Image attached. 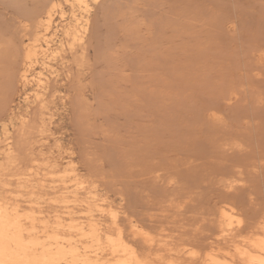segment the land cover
I'll return each instance as SVG.
<instances>
[{"label": "bare ground", "instance_id": "bare-ground-1", "mask_svg": "<svg viewBox=\"0 0 264 264\" xmlns=\"http://www.w3.org/2000/svg\"><path fill=\"white\" fill-rule=\"evenodd\" d=\"M107 1H110L109 7L119 4L116 0H0V264H264V140L260 142L258 139V142L255 141L251 145L245 144V147H243L244 145L240 139V141L238 140L239 143H227L228 139L225 140V143H222L224 140L220 139L221 142L217 141L218 146L215 145L217 147L212 145V148L214 147L213 150L215 148H225L226 152L231 151V153L229 152L231 154H229L230 158L236 155H240L243 158L241 160L237 159L238 161L235 160L237 162L233 161L231 165L223 159V163L219 161L218 166L220 169L217 168L216 171H210L211 173L205 172V166L208 165L196 163L198 156L196 158L183 156L184 158L173 164V160L168 154H154L153 158V155H150L151 157L140 156V158L138 157L139 159L129 157L128 160L125 159L127 155L125 156L124 154L123 160H120L124 168H118L119 170L114 168V170L109 171L108 169L97 168V162H94L95 157L93 156L96 152H92L93 155L89 153L93 156V159H89L91 156L86 153L85 149L80 150L81 148L79 147L78 153L81 152L79 153L81 155L79 156L80 161H77L74 156L77 153L73 151L72 153L68 150L71 154L65 156V151L61 145L58 143L53 145L54 142L51 143V135L53 136L55 133H53L52 119L54 112H52L51 104L56 103L59 99L65 104L68 96L64 92L65 90L62 91L60 89L52 92L53 88L51 89V87L54 86L55 76L52 82L51 79H48V76V78L45 77V74L40 71L41 69L39 70L37 87H35L39 88V90L36 92L37 89H34L35 95H32L34 100L37 101L33 104L35 105L34 108H37V110L35 109L36 111L32 110L31 96L28 93L24 96L28 105H26L27 108L23 112H18L13 107L14 101L12 102V97L14 92L18 89L23 91L33 83L35 79L32 80L31 77L32 67L36 66V62L41 56H44L46 60V57H48L47 53L52 46H58V49L53 51V59L61 60V66L67 79L70 81L78 79L76 78L78 77L76 71H81V67L83 68L85 64L90 65L91 63L87 56V52L89 54L90 51L88 50L90 47L87 46V39L89 38V44H91L93 38H90L89 34L91 32L94 33L91 30L92 21H94L92 20L93 11H96L97 9L95 8H98L100 4L105 6L103 3H107ZM130 1L125 9L122 7L123 15L122 12H118L124 20L127 17L126 21L131 16V20L134 19L133 17L136 19V13L138 14V11L144 9L143 7L154 4L157 6L158 3L161 4V2L167 0ZM169 1L172 2V5L171 3L170 5L173 7L176 18L177 15L180 16V18L176 19L178 23L180 20L186 26L193 27L192 30L194 28L200 30L205 25L206 18L204 13L211 14L210 19L212 22L216 19L218 12L226 5L222 4L224 1L221 0H168L167 2ZM122 4L120 3L121 6ZM170 5L169 12L172 14ZM67 7H69L70 13H68ZM107 7L103 8L106 10V12H103V21L104 24L107 22L111 24V21L107 20V16L111 15L110 13L106 15L107 22L104 20V15L108 11L110 12ZM151 10L153 11V9ZM147 11H142V14H147ZM56 12L60 14L59 21L54 19ZM112 14L115 13L112 12ZM113 16L111 15V19ZM166 18L168 19L169 15ZM114 19L113 21L117 23ZM137 21H140V18ZM123 22L125 23V21ZM129 23L130 20L127 24ZM139 23H137V28L140 29L141 24L139 25ZM121 24L120 26H123ZM133 24L131 26L135 33L137 30ZM167 24L172 29L175 25L177 26L176 22L171 20ZM180 24L178 25L181 28ZM185 25L183 27L188 29V26L185 27ZM123 28L126 33L130 30L126 29V25ZM50 31H52L50 39L44 38L46 37L44 34ZM129 32L127 33L128 37L133 35L132 31L130 34ZM99 41L98 39V43ZM87 47L89 48L87 49ZM94 50L98 49L95 47ZM86 60L90 63H85ZM48 61L50 60L48 59ZM71 61L72 63H70ZM47 63L43 61L42 64H46V68H53V73L58 76L60 74L59 69L54 71V66H50ZM91 69H94L92 65ZM61 71L63 72L62 69ZM92 73V75L95 74L96 78L101 77L97 75L98 73L96 74V70L92 71ZM100 80L102 82L101 78ZM92 85L95 86L94 83ZM101 87L103 86L101 85ZM70 88L75 89V86ZM79 88L75 91L78 90L84 93ZM84 88L87 90L86 86ZM103 95L105 94H101L102 99L104 98ZM148 95L151 96L152 94ZM118 96H114L115 98L111 96L112 101H110L113 105L110 104L108 107L107 104V107L104 108L106 111L99 110L100 113L98 109L96 110V107H99L100 104L94 109H92L93 106L89 108L94 113L95 110L96 112L98 111L97 113H100V115L107 113L105 116L103 115L106 120L111 112L110 107L113 106L112 110H115L113 113L116 114L119 112L117 111L119 107L121 112L124 110L119 113L121 117L125 113L124 107L128 106L127 104H130V102L126 104L124 101L125 99L126 101L128 100L126 97L129 95L125 96L123 94L122 96H125V99L122 101L120 93V103L118 99L116 100ZM236 96L235 92L230 93L226 101L231 103V101L236 99ZM134 97H136V93L133 94L132 102ZM75 98L74 103L71 104L72 113L75 112H73V108L76 106L75 102L77 103ZM148 98L150 100V97ZM237 99L240 100V98ZM80 100L82 98L79 99V102ZM79 102L78 106L80 104L81 107L83 103L86 111L87 104L85 107V101ZM102 102L104 101H101L103 107L104 104ZM136 103H138V99L135 104L131 103L132 106H128L127 110L134 109L133 105H136ZM80 107H78V113H81L79 112ZM219 107V104H209L204 106L202 112L201 108H199V114L200 112V115L205 114L211 124L206 125V129H208L209 125L213 126L211 131L208 129L207 134L209 133V136L210 133L212 135L214 132L215 135H218L219 131L225 133L226 137L227 135H237L235 140L238 139V136L248 140L264 136V115L261 113V116H258L257 110L259 107L254 108L251 105L250 107L252 108H249L248 106V111L246 110L240 115L241 117L244 115L240 119L242 120V122L239 121L240 123L237 122L239 120V118L237 119L238 116L236 117L237 121L234 119L239 126L241 124L242 128H244L243 130L241 128L238 129L241 131H236L238 125L234 126L233 122L230 127L227 122L228 128L226 127L225 117L222 119L221 113H218ZM107 108L109 111H107ZM150 108L154 109L151 106ZM81 109L80 111L83 110ZM145 109H149V106L145 107ZM232 109L234 108L232 107ZM138 110L136 113L131 111L133 114L127 111L128 113L126 112L124 119H127L129 114L130 117L131 115L135 116L134 114H136V118L137 115H142L141 117H143L141 110ZM97 113H95L97 116L94 115L95 118L100 117ZM77 114L75 113L76 117L80 115ZM148 114L150 115V113ZM75 115L73 116L75 117ZM85 115L88 114L86 113ZM151 115H154V113L152 112ZM76 117H72L76 120L70 117L72 121L70 123L76 121L75 127L83 122L82 114L80 115L79 124ZM109 119L110 117L107 119L110 122L109 126H111V121L113 120V129L115 127L117 129L118 126L117 130H121L125 127L123 125L124 127L120 128L119 122L121 121L117 119L114 121L113 118L110 121ZM116 121H118L117 124ZM114 122L116 124L115 127ZM123 122H128V119L121 123L124 124ZM142 123L144 124V122ZM151 123L153 127V122L151 121ZM84 124L85 126H82V129L79 126L76 132L80 133L84 128L86 135L84 131L82 134L85 137L82 136L86 140L89 133L86 126L89 123L86 125L83 122L82 125ZM150 124L149 130L151 131ZM101 125L103 126H101L102 128L97 124L93 127L89 125V129L92 131L97 126L99 130L101 129V132L103 129L105 132L103 123ZM130 126L129 124V129ZM131 128L133 127L131 126ZM200 128H198L197 132L199 133V130L205 131L204 133L206 134V130H203V127ZM133 129L131 130L133 131ZM127 131L131 132L128 128ZM105 133L108 134L107 131ZM76 137L79 139L81 135ZM220 137L222 138L223 135H220ZM211 138L212 140L207 142L210 143L209 146L218 140V138ZM228 138L230 139V137ZM260 139L263 138L260 137ZM161 140L163 139L161 138ZM86 141L84 142L85 144ZM197 143L199 144V142ZM81 144L82 142H80L79 146ZM241 144L242 147H240ZM84 151L86 153L85 157L88 155L90 156L89 158L83 157ZM216 151L218 152V150ZM127 154L130 155V153ZM221 156L223 155L221 154ZM81 157L85 158L84 161H81ZM226 157L228 156L226 155ZM153 159L154 161H152ZM226 159L229 160V158ZM224 162L228 164H224ZM185 165L187 166L185 167ZM214 173H219L216 177L220 175L221 178H219L218 182L222 183V187L225 190L224 199L220 200L219 198L220 201H217L218 197L213 195L214 192L211 191L214 186L211 183L208 184L209 182L214 184L213 178H210ZM246 178L248 179L247 182L250 181L253 184L244 185ZM238 183L243 186H239ZM109 187L112 188L109 189ZM112 190L115 192H113L114 194L120 196L119 202H115ZM244 191L246 192L245 194ZM240 214L245 215V217L242 215L244 219L240 217Z\"/></svg>", "mask_w": 264, "mask_h": 264}, {"label": "rangeland", "instance_id": "rangeland-1", "mask_svg": "<svg viewBox=\"0 0 264 264\" xmlns=\"http://www.w3.org/2000/svg\"><path fill=\"white\" fill-rule=\"evenodd\" d=\"M113 1H115V0H113ZM167 1L161 2V4L158 3L157 6L154 4L151 6L143 7L144 9L138 11V14L136 13V19H135V17H133L134 19L131 20L132 16L128 19V21L130 20L129 24H127L128 21H126L127 17L125 20L122 17L124 12L121 10L125 9V7L131 2L130 0H124V1L123 0H116V2H118L119 4L111 6L112 10H111V7H109V5H108V4H110V1H107V3L104 2L103 4H105V6L100 4V5H102L101 6L102 8L100 7V5H98V8L97 7L95 8L97 10L93 11V15H92V20H94L92 22H93V24L94 23L95 24L91 25V30L94 31V33L91 32V34H89V37L93 38L94 40L92 39L91 44H89L90 43L89 38L87 39V42H88L87 46L90 47V49H88L89 47H87V49L90 50L89 54L87 52V56H88L89 61L91 63L88 62L87 60L85 61V63L88 62V63H90V65L85 64L83 66V68L81 67L80 68L81 71H79V72L76 71L77 72L76 75L78 77H76V75H75V77L78 79H73V81H70L67 79L66 74L64 72V69L61 66V60L60 59H56V60L53 59V57H54L53 51L57 50L58 46H52L51 49L47 53L48 57H46V60H45L44 56L43 57L41 56L38 60L39 63L37 61L36 66L32 67L31 77H32V80L35 79V80H33V83L23 91L21 89H18L17 91L14 92V96L12 97V102L14 101L12 104L13 107L18 112H23L27 108L26 105H28V103L25 101V97H24L25 94H27V93L29 96H31V101H32L31 106L33 104H35V102H37L34 100V97H32V95H35V92H33V91H35L37 89L36 90V92H37L39 90V88H35V87H37V78H38L37 75H39L40 71H41L45 74V77L48 76L49 78L48 77L47 78L51 79L52 82L55 80L54 86L52 84L53 87H51V89L53 88L52 92L61 89L62 91L65 90L64 92H66L68 95L67 96L68 99L66 98L67 103L63 104L62 101L59 99V100H57L56 103L51 104L52 112H54L53 113L54 116L52 119L53 133L54 132L55 133L54 134L52 133L53 136L51 135L50 140H51V143L54 142L53 145L57 144V143L59 145H61V147L65 151V156H68L73 151V152L77 153L74 155L77 158V161L78 160L80 161L79 156L81 154H79V153H81V152L78 153L79 147L81 148L80 150L85 149L86 153H88V154L92 153V152H96V153H94V155L92 153V155L95 157L94 162L95 163L97 162V164H96L97 168L99 169V167H100V168H104L106 170L108 169L109 171L114 170V168H115V170H119V169L124 168L123 163L120 162V160H123L124 154H125V156L127 155V158H125L127 160L129 157H134L136 159H139L140 156L141 157H143V156L151 157L153 155L152 156V158H153L154 154H157V155L158 154L159 155H167L168 154V156H170L172 158L173 164H176L178 160H180L181 158H184L183 156H192L195 158L198 156L197 157L198 161H196L197 164L208 165V166H205V168H206L205 172L206 173H209L210 171L211 172L216 171L217 168H219V166H218L219 161L223 163V159H225V161H227L230 165H231V163L233 164V161L237 162L238 160H241V158H243V157L240 155L232 156L233 158L232 157L230 158L229 154L231 153V151H229L230 153L226 152L225 148L224 149L215 148L216 150H218V152L215 149L213 150V148L218 146L217 143L219 141L221 142L220 139H222V141L224 140V142H222V143H225V140H227V139H228L227 143H232V142H238L239 143V141L242 140V143L244 145L243 147H245V144H247V145L254 144L255 141L258 142V139L261 142L262 140H264V136H258V138L255 137L254 139L251 138V140H248L247 138L246 139L243 138L244 139L243 140L242 138H239V136H238L237 137L238 139L235 140L236 139L235 136H237V135H235V136L227 135V137H226V135H224L225 133L219 131L220 134L218 133V135H215V132L212 135L210 133L211 137H213L214 139L218 138V140H216L215 143H212L211 146H209L210 143H207V142H208V140H212V138L208 135L209 133L207 134V132H208V129H210V131H211V127L213 128V126H210L211 124L207 120L205 114L204 115L202 114L203 117L200 114H201L204 106H207L209 104H219L220 107L221 106L222 107H221V109L219 107V109H218L219 112L218 111L217 112L221 113L220 116L222 119H223V117H225L224 119L226 120L225 122H226L227 128H228V124L230 127V125L231 124L233 125V123L235 126V125H238L237 122H239V121L242 122V120H240V119H242V117L244 115H242V117L240 115L242 113H244V111H246V110L248 111L249 108H252V107H250L251 105L254 108L259 107V109L257 110L259 117L261 116V113H263V115H264V112H263L264 111V106H263L264 105V80H262V79H264V0H221V1H224V2H222V4H226V5L218 12L216 19L212 22L210 19L211 14L209 15V13L208 14L204 13V16L206 18V23L200 30H198L197 28H194V30H192L193 27L188 26V25H187L188 29L184 28L183 26L185 24L181 23L180 20L178 23V21L176 19L180 18V16L177 15V18H176V14H174V12H173V7H171L172 2L171 1L167 2ZM126 2H127V4H125ZM120 3L121 4L123 3L122 6L120 5ZM170 3H171V5H170ZM169 5L171 8V13L173 12L172 13L173 15L170 14V12H169ZM106 6H108L107 9H110V12L107 10L108 13H106L104 15L105 16L104 20L106 22H107V20H110L111 24L108 22L104 24V21H103V12H106V10H104L103 8H106ZM122 7H123V9H122ZM117 9H119V11H117ZM151 9H153V11ZM156 9H157V11H155ZM67 10H68V13H70L69 7H67ZM146 10H148L147 14L145 13L143 15L142 13ZM112 12H114L115 14L117 13V14L116 15L112 14ZM118 12H122V15ZM148 12H150V13H148ZM109 13L111 15H114L112 19H111V15H109ZM107 14L110 17L107 16L108 18L106 20ZM150 14H151V16H150ZM54 15H55L54 19L56 21H59L60 20V14L56 12V14H54ZM165 15L166 16L169 15V18L167 19ZM93 16L95 18L96 17L97 18L95 19ZM171 16H175V17H173L175 19H173ZM208 16H209V18H208ZM114 17H115V19H114ZM149 17H150V19H149ZM138 18H140V21H137ZM113 19L115 21H117V23L114 22ZM122 20L125 21V23ZM144 20H145V22H144ZM169 20L176 22V24L181 23L180 26L182 29L179 27L178 24H177V26L175 25V27L173 29L171 27H169L170 25L167 24V22ZM132 21L134 24L132 23ZM162 21L164 22L165 25L163 24ZM207 21H208V23H207ZM122 22H123V24H121ZM138 22H140L139 25L141 24L140 29L137 28ZM159 22L162 23V25H160ZM97 23L99 24V26ZM158 23H159V25H158ZM120 24L123 26H120ZM131 24H133V26L135 25V29L139 32L135 31V33H134L133 32L134 30H132L133 27L131 26ZM125 25H126V29L127 28L130 29V30H128V32L129 31L133 32V35H135L134 38H133V35H131L130 37L127 36L128 32L126 33L124 31L125 29L123 28ZM187 26L185 25V27H187ZM175 28H176V30L177 29L178 30L176 31ZM114 29H116V30H114ZM195 30H197V31H195ZM130 32H129V34H130ZM51 34H52V31L46 32L44 34L46 37H44V38L51 37L52 36ZM95 35H98V36H95ZM96 37H97V39H96ZM95 39L97 40V42H95L96 41ZM98 39L100 40L99 43H98ZM93 45H94V47H93ZM95 47L98 50H94ZM53 48H54V50H53ZM111 48H112V50H111ZM113 48H114V50H113ZM122 48H123V50H122ZM113 51H115V52H113ZM98 52H100V53H98ZM113 53H115V54L113 55ZM50 56L52 59L50 58ZM48 59L50 61H48ZM41 60H42V63H43V61L44 62L46 61V63L48 61L47 64H49L50 66L51 65L54 66V71H58V69H59L60 74L58 76L56 74H54L53 70H52L53 68L52 69L50 67H49L50 69L48 67L46 68L45 67L46 64H42ZM70 63H72V61ZM148 63H149V65H148ZM91 65H92V68L94 67L93 70L91 69ZM61 69L63 70V72L62 71L60 72ZM49 70L51 73L49 72ZM95 70H96V74L98 73L97 75L101 76L100 78L102 79V82L97 75L96 76L98 78L95 77V74L92 75L94 73V72L92 73V71H95ZM252 72H253V74H252ZM117 74H118V76H117ZM54 76L56 77L55 79L53 78ZM93 76H94V78H93ZM91 78H93L92 79L93 82H92V80H90ZM98 79H99V82H98ZM260 80H261V82H259ZM66 81L67 82L69 81L70 85ZM91 83L92 84L94 83L95 86H93ZM80 84H81V86H80ZM101 85L103 87H101ZM73 86H75V89L70 88ZM83 86L84 87L86 86L87 90ZM66 87H68V88H66ZM78 87H80L79 88L80 91H83L84 93L79 92L78 90L75 91L76 89H78ZM256 90H258V91H256ZM31 92H33V93H31ZM74 92H75V96H74ZM149 92L152 94L151 96L148 95V94H150ZM233 92H235L237 95L235 97L236 99H234L233 101H231V103H229V101L228 102L226 101L227 97L230 93H233ZM120 93H121V96H120ZM135 93H136V97H134V99H136V100L138 99V103H136V105H133L134 109L127 110L128 106H132L131 103L135 104L136 100L134 101V99H133V102H132V97H133V94H135ZM256 93H257V95H256ZM101 94H105V95H103V97H104L103 99H102ZM118 94H119L122 101H123V99H125V96L129 95L128 97L130 98V100L128 97H126L128 100L126 101V99H125L124 101L126 104L128 102H130V104L128 103L127 104L128 106L124 107L125 113L122 114L123 117L122 116L120 117L119 113H122L124 110H122V112H121L120 111L121 108H119L117 106V104H115L118 107L117 111H119V112H117V114L113 113V111H115V110H112L113 106L110 107L111 112L109 113V116H107V118L105 120V118H103V115L105 116V114H107V113H105V114L103 113V115L102 114L100 115L101 112L99 110L104 111L105 110L104 108L107 107V104L109 107V105L112 104L111 103V101H112L111 96L112 97L118 96ZM123 94L125 95L124 97L122 96ZM137 94L139 95L138 97H137ZM253 94H254V96H253ZM119 96H118V98H116V100L118 99L119 103H120ZM262 96H263V98H261ZM74 97H76L75 99H76L77 103L75 102L76 109L74 110V108H75L74 107L73 112L74 111L75 112L72 113L71 112L72 111L71 104L74 103ZM148 97H150L151 101L149 100ZM69 98H71V99H69ZM81 98H82V100H80V102L82 103L85 101L84 102L85 107L87 104L86 111L89 109L88 112L90 111V113L93 116L84 110L83 103L81 104L83 106V107L81 106L83 110L81 109L80 104L78 106L79 99H81ZM237 98H240V100H238ZM100 100L101 101L103 100L104 102L106 101L105 102L106 105L104 102H102L104 104L102 107ZM69 101H70V104H69ZM114 101H115V99H114ZM247 101L249 104L247 103ZM115 103H116V101H115ZM125 103H124V105H125ZM196 103H197V105L195 106ZM260 103H262V104H260ZM98 104H100V106ZM201 104H202V106H201ZM34 106L35 105H33L32 110L36 111L37 108H34ZM91 106H93L92 109H94L96 106L100 107V108L96 107V110L98 109V111L100 112L99 114L97 113L98 111L96 112V110H95V113H97L98 116L100 115V117L95 118V116H97V115L93 112L92 109L89 108ZM122 106H123V104H122ZM135 106H136V108H135ZM148 106H149V109H145V107H148ZM150 106L152 108L154 107V109H151ZM231 106L234 109H232ZM248 106H249V108L247 109ZM36 107H37V105H36ZM78 107H80V109L82 110V111H80V109H79V112H81V113H78ZM260 107L262 110L260 109ZM199 108H201L200 114H199V111H200ZM115 109H116V107H115ZM138 109H140L141 113H143V115H144L143 117H141L142 115H140V116L137 115V118H136V114H134L135 116L131 115V117H130V114H129V115H127L128 116L127 117L128 122H126V123L123 122L124 124L121 123L122 121L127 120L126 118L124 119V115L126 117V114L128 113L127 111L131 110L133 113H136ZM144 109H145V111H144ZM193 110H194V112H193ZM237 110H238V113H237ZM107 111H109L108 108H107ZM232 111H233V113H232ZM259 111H260V114H259ZM132 112H131V114H133ZM152 112L154 113V115H151ZM75 113L76 114L78 113L80 115L82 114V117H81V118H83L82 121L84 123H86V125H87V123H89V125L93 127L97 124L98 126L100 125V127H101L102 126L101 124L103 123L104 128H105V132L107 131L108 134L104 132V129L101 132V129L99 130V127L97 128V126H96V128L94 127L95 129H92V131H91L89 129L90 126L87 125L86 128H88L90 131L87 129V131L89 133L87 132L88 135L86 137V140H87L86 141L83 138L84 134H82V132L85 131L84 133L86 135V130H84V128H83V130H81L82 132H80V133L76 132V131H78L77 128H79V126L82 129V126L84 127L85 124L82 125L83 122H81L82 123L81 125H79V126L77 125V127H75L76 121H73V123H70V122H72L71 119L76 117ZM86 113L88 115H85ZM148 113H150V115ZM236 113H237V115H236ZM228 114H230V115H228ZM245 114H246V112H245ZM73 115H75V117ZM80 115L78 117H76L79 119V121L77 119L78 124L80 123V120H81ZM89 115H91V116L89 117ZM69 116L71 117V119ZM189 116H190V118H189ZM109 117H110V119H109L110 121L112 120V118L114 119V121L116 119L118 121H121V122H119L120 128H122L123 125L126 127V124H127V127L125 128L123 126L124 128H122L121 130H117L118 126L116 129L115 125L118 123V121H116V124L114 122V127L116 130L113 129V126H112L113 120L111 121V123H112L111 126H109L110 122L107 120ZM132 117H135V118H132ZM147 117H150V118L147 119ZM197 117H199L200 120H199V118L197 119ZM236 117H237V119L239 118L238 121H237ZM132 119H134V120H132ZM234 119H236L237 122L234 121ZM73 120H76V119H73ZM129 120L132 122V124ZM203 120H205V121H203ZM134 121H137V122H134ZM151 121L153 122V127H152V123L150 124ZM192 121H193V123H192ZM142 122H144V124ZM179 122H180V124H179ZM183 122H184V124H183ZM223 122H224V120H223ZM227 122H228V124H227ZM107 123H108V125L106 126ZM134 123L136 124V126ZM129 124L134 129L131 128V126L129 129V127H128ZM149 124L151 125V131L152 132L149 130ZM208 124H210V125L208 126V129H206V127H207L206 125H208ZM224 125H225V123H224ZM199 127H201V128L203 127V130L204 129L206 130V134L204 133L205 131L203 132L200 130L198 133L197 131H198ZM127 128L131 132L127 131ZM236 128H237V130H236ZM236 128H235L236 131H241L244 129V128H242L241 124H240V126L238 125ZM240 128H241V130H238ZM131 129H133V131ZM165 133H166V135H165ZM58 134H60V135H58ZM89 134H90V137H89ZM146 134H147V136H146ZM77 135H79V136L81 135L82 139H80L81 137H79V139H80L79 140L78 137H76ZM187 135H188V137H187ZM220 135L221 136L223 135V137L221 138ZM132 136H134V137H132ZM198 136H200V137L198 138ZM224 136H225V138H224ZM228 137H230V139ZM260 137H262L263 139H260ZM112 138H113V140H112ZM161 138L163 140H161ZM203 138H204V140H203ZM143 139H144V141H143ZM214 139H213V141H214ZM202 140L208 146L205 143H203ZM85 141H86L87 145L84 143ZM122 141H123V143H122ZM130 141H131V143H130ZM250 141H251V143H250ZM80 142H82L81 146H79ZM111 142H112V144H111ZM154 142H156V143H154ZM197 142H199V144ZM146 144H148V145H146ZM149 144H150V146H149ZM163 144H164V146H163ZM157 145H158V147H156ZM212 145H214L213 148H212ZM215 145H217V146H215ZM82 146H86L88 148H86V147L83 148ZM89 147L90 148L92 147V149H90ZM240 147H242V144L240 145ZM54 148L56 149V147H54ZM65 148H66V150H65ZM226 148H228V147L226 146ZM238 148H239V146H238ZM68 150L71 152H69ZM90 150H91V152H89ZM85 151H84V156L82 154L83 157H85V154H86ZM125 151H127V152H125ZM148 151H149V153H148ZM132 152H134V153H132ZM127 153H130V155H128ZM219 153H220V155H219ZM133 154H135V155H133ZM221 154L223 156H221ZM89 155L91 156V154H89ZM212 155H213V157H212ZM226 155L228 156L226 158H229V160H227L225 158ZM90 156L86 155L85 158L87 159V157L89 158ZM93 156H91L89 159H93ZM221 158H222V160H221ZM84 159L82 158L81 161H84ZM96 159H97V161H95ZM112 160H113V164H112ZM235 160H237V161H235ZM152 161H154V159ZM228 163L224 162V164H228ZM180 165H181V163H180ZM187 165H185V167ZM212 166H213V168H212ZM223 171H225V170H223ZM217 174H219V173H217ZM217 174L214 173L212 175V177L210 176V178H213L214 184L212 182H209L208 184L211 183V185L214 186V187H212L211 191L214 192L213 195L218 197V200H217V198H216V200L220 201L223 198V194H224L225 190H224V187H222V183L218 182L219 178H221V177H220V175L216 177ZM247 181H248V179L246 178V181H244V183L245 182L246 183L244 185L249 186V185L253 184L252 182H250V181L247 182ZM238 184H239V186L241 185L240 183H238ZM241 186H243V185H241ZM110 188H112V187H109V189ZM240 188H242V187H240ZM107 189H108V187H107ZM113 189H114V187H113ZM240 191H239V193H240ZM242 191H243V189H242ZM242 191H241V194H242ZM113 192L114 191L112 190V194H113V198H114L115 202H119L120 196L114 194L115 192L114 193ZM245 193L246 192L244 191V194ZM219 198H220V200H219ZM246 198H247V196H246ZM238 207H239V204H238ZM242 215L243 214H240L241 218H242ZM237 216H239V214H237ZM243 216L245 217V215H243ZM244 217L242 219H244Z\"/></svg>", "mask_w": 264, "mask_h": 264}]
</instances>
